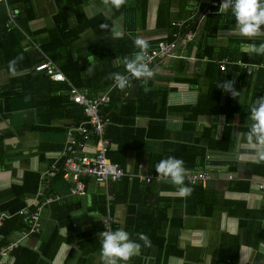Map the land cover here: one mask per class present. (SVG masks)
<instances>
[{"label":"crops","instance_id":"obj_1","mask_svg":"<svg viewBox=\"0 0 264 264\" xmlns=\"http://www.w3.org/2000/svg\"><path fill=\"white\" fill-rule=\"evenodd\" d=\"M79 1H0V26L5 22L10 28L18 27L19 15L23 20L31 18L26 31L19 28L26 55L15 74L7 65L23 55L17 50L21 47L14 43L15 35L0 33V226L4 218L20 216V209L38 201L43 173L53 163L61 164L68 131L86 119L81 106L71 99L70 85L86 90L89 97L107 91L111 97L118 89L102 84L111 73L126 74L120 61L139 49L129 55L119 53L115 38L127 36L133 43L142 38L149 48L159 40H173L176 32L190 33L191 39L178 43L173 55L150 65L154 75L147 82L149 92L145 93L143 80L132 84L135 79L131 78V85L121 91L109 111L105 110L110 100L99 108V114L107 118L106 156L123 168L124 175L100 183L82 176L84 203L82 194L72 190V182L47 177L50 187L45 194L54 199L39 210V232L24 239L16 253L1 256L0 264H46L44 260L101 264L99 233L109 229H123L141 244L140 233L150 237L152 247L142 246L127 264H264V162H257L244 138L250 105L264 96V55H249L247 45L264 42V32L253 38L241 36L231 13H218L222 0L217 5L212 0H127L120 9L105 7L101 0ZM160 5L166 17L158 13ZM62 8L70 12L65 31L62 39L53 40L51 53L45 54L41 43L46 35L33 32L52 26L54 14ZM10 11L16 13L15 23L8 22ZM98 16L95 27L88 26L87 21ZM41 60L52 61L69 82L54 81L36 71L34 66ZM222 60L224 70L219 66ZM78 66L85 71L77 72ZM79 76L95 79L94 92L73 84ZM225 81H234L238 96L217 86ZM72 133L78 137L75 130ZM93 145L89 141L76 151L93 156ZM199 145L211 148L195 157ZM169 156L184 161V186L193 188L186 199L155 172L156 164ZM197 171H207L210 178L190 181L188 173ZM25 172H31L26 179ZM17 207L18 211L10 212ZM82 207L86 216L72 221L71 213ZM64 211L71 229L69 224L59 228L58 247L46 258L39 247ZM22 225L11 229L7 237H20V231L28 227ZM6 231V225L0 227V234Z\"/></svg>","mask_w":264,"mask_h":264},{"label":"clouds","instance_id":"obj_2","mask_svg":"<svg viewBox=\"0 0 264 264\" xmlns=\"http://www.w3.org/2000/svg\"><path fill=\"white\" fill-rule=\"evenodd\" d=\"M105 7L120 9L127 3V0H101ZM235 20V30L241 36L253 38L260 35L264 30V0H222L219 5L218 13L227 14ZM120 35L119 32L116 33ZM134 46L139 49L133 56H125L120 63L123 64L125 73H111L109 79L114 81L113 87L123 91L130 84V78L143 80L145 93L151 89L147 87V82L154 73L145 62V56L149 48L147 40L137 38L134 40ZM249 55H264V42L259 44L247 45ZM23 55L11 59L8 62V71L15 74L17 64L23 60ZM234 81H225L217 86L224 91L229 92L231 96L236 97L239 92L233 87ZM249 127L244 133V138L251 149L254 150V157L257 162H264V96L256 98L249 109ZM155 172L162 178H165L171 185L177 188V194L180 198L189 197L193 188L184 186L187 169L184 161L173 156L161 159L155 166ZM100 243V261L101 264H127L132 257L139 255L142 246L152 247L150 237L145 233H140L139 243L132 240L129 233L123 229L104 230L99 233Z\"/></svg>","mask_w":264,"mask_h":264},{"label":"built area","instance_id":"obj_3","mask_svg":"<svg viewBox=\"0 0 264 264\" xmlns=\"http://www.w3.org/2000/svg\"><path fill=\"white\" fill-rule=\"evenodd\" d=\"M210 3L212 5L218 4L217 0H212ZM15 17L16 13L10 11L8 13V22L15 23ZM181 23L182 22H173L175 25H180ZM173 35V40H159L154 47L148 48L145 62L149 67L157 58L173 55L174 49L177 47L178 43L191 39L190 33L184 35L181 33H174ZM219 66L221 70H224L226 67L225 61L222 60ZM34 69L44 72L52 80L68 81L65 75L58 70L50 60H41L34 66ZM113 84L114 81L112 82V86ZM130 85L131 84H129V86ZM70 86L69 93L71 99L73 102L83 106L81 107L86 119L68 131L67 143L61 151V164L53 163L51 168L43 173L42 190L38 191V201L33 203L32 207H24L18 211V214L23 218L24 223L28 224V227L20 231V237L8 239L5 244L0 245V257L11 252L18 246L23 245L24 239L39 232V210L42 205L54 199L51 194H45V191L50 187V181L47 177L54 178L56 176H61L63 180L73 183L72 190L75 193L83 194L85 185L81 181L82 176H88L95 182L100 183L110 179H118L124 175L123 168L110 161L106 156L107 141L103 137V129L107 122V118L99 114V108L109 102V91L89 97L86 90H78L75 86ZM72 130L78 133V137L73 135ZM93 137H95V139H93ZM89 141H94L92 147L94 151L93 156L80 154L76 151L78 148L86 146ZM187 177L190 181L199 180L205 182L210 178V175L207 171H197L188 173ZM2 219L3 217L0 216V224ZM3 238L4 236L0 234V240Z\"/></svg>","mask_w":264,"mask_h":264},{"label":"trees","instance_id":"obj_4","mask_svg":"<svg viewBox=\"0 0 264 264\" xmlns=\"http://www.w3.org/2000/svg\"><path fill=\"white\" fill-rule=\"evenodd\" d=\"M79 2H82V0H80ZM161 16V18L163 16H165L162 12V9H161V5H160V9H159V12H158ZM167 14V12H166ZM70 15V12L67 11V8H62V9H59L53 16V24L52 26L50 27H43V28H40V29H37L33 32L34 35H42V34H45V40L44 42L41 43V48L43 50V52L45 54H49L51 53L50 52V48L52 47L53 45V40H55V38H61L62 39V32L65 31V27H66V24H67V18L68 16ZM166 17V16H165ZM161 18L159 19L158 23L160 22ZM214 19V18H213ZM5 20H6V17H5ZM31 20V18H28V19H22L21 15L17 16L16 17V22L18 23V27H13V28H10L6 25L5 22H2V26H0V33H6L7 35H11L12 37H14L15 35V44L18 47H21V48H18V52L26 55V51H24V49L22 48L21 46V41L23 39V36L22 35V32L19 30L22 29L24 31L27 30V24L28 22ZM100 20V16L96 17V19L94 20H91L90 22H88V26H91L92 28L95 27V24L97 23V21ZM210 21L212 22V20L210 19ZM106 26L107 28H110L111 27V22H109L108 20H106ZM20 26V27H19ZM212 26V25H211ZM216 26V24L214 25ZM114 41H119V45L117 46L118 48V52H122L124 55H129L130 53H133L135 52L138 48H136L134 46V43L130 41V39L126 37H119V38H115ZM55 51V49L53 48V52ZM262 57V55H259L258 58ZM257 58V60H258ZM246 59H249V58H246ZM262 59V58H261ZM261 59H259L258 61H261ZM6 61V59H4L2 62ZM23 63V62H22ZM31 65L30 63V60L29 62H27ZM3 65V64H2ZM22 66L25 68V65L22 64ZM21 66V68H22ZM84 72L85 71V67H82V66H78L77 68V72ZM31 73V72H30ZM72 77V76H71ZM70 79H73V78H70ZM42 80H44L42 78ZM95 79H88V78H85L82 76L78 77L76 79V81L74 80L72 83L73 84H76L78 86H85V87H88L92 92H94V81ZM136 79L133 81L132 84L136 83ZM112 82L113 80L112 79H106V81L102 84L103 86H107V87H110L112 85ZM130 82H131V78H130ZM131 84V83H130ZM98 88V87H97ZM115 88V87H114ZM97 90V89H96ZM124 92L121 93V90L120 89H117L115 91H113L111 93V97H110V103H109V106L106 108L105 111H109L110 108L114 105V103H116V100L119 99V97L121 96V94H123ZM128 99V97L126 98ZM44 104H47L46 103V100L43 102V104L41 105V107L44 105ZM111 114H109L110 116ZM81 118L83 119L84 116H81ZM112 122H113V117L111 118ZM109 127V125H107V128ZM106 128V129H107ZM0 144H2V136H0ZM211 148L210 146L208 147H202V146H196L195 149H194V152H193V156H197V157H200L202 155H204L206 152H207V149ZM31 172H25V179H26V175L29 174ZM15 185L12 186L11 188L14 189ZM23 195V194H22ZM21 196V195H20ZM22 197H20L21 199ZM22 202L20 201L18 206H22ZM20 207H17L15 209V211L13 212L12 210H10L11 213H15L16 211H18ZM59 216V215H58ZM56 216V218L58 217ZM61 218L63 220H61ZM19 219V220H18ZM18 220V221H17ZM58 220V224L57 226H55V228H53L52 232L49 234L48 238H46V240L42 243V245L39 247V252L45 256L46 258H50V256H52V254L54 253V251L56 250V248L58 247V244H59V241L57 243L56 242V239L55 237H60V235L58 234L59 233V228L61 226H63L64 224L67 225L69 224L67 227L68 229H71V223L69 222V218H68V212L67 211H64L63 212V216L61 217H58L57 218ZM24 225L25 223L22 222V219H21V216H18L17 214H13L12 217H9L7 219L4 218V221L2 222V226L3 225H6V233L3 232V236L4 238L0 240V245H3L7 242V240L9 239L7 236L8 234L10 233L11 229H20V225ZM22 225V226H23ZM2 226H0L2 228ZM19 226V227H18ZM21 226V227H22ZM18 227V228H17ZM83 244V241L80 243V245ZM22 245L18 246L17 248L13 249L11 251V253H16V251L21 247ZM38 252V253H39ZM50 252V253H49ZM39 253V254H40ZM48 254V255H46ZM46 264H48V262L46 260H44ZM15 264H21L20 262H15ZM36 264H40L39 262H36Z\"/></svg>","mask_w":264,"mask_h":264},{"label":"water","instance_id":"obj_5","mask_svg":"<svg viewBox=\"0 0 264 264\" xmlns=\"http://www.w3.org/2000/svg\"><path fill=\"white\" fill-rule=\"evenodd\" d=\"M81 198H82V201L84 203L85 195L82 194ZM85 216H86V211H85L84 207H82L80 210H77V211H74L71 213V220L76 222V221L83 219Z\"/></svg>","mask_w":264,"mask_h":264},{"label":"rangeland","instance_id":"obj_6","mask_svg":"<svg viewBox=\"0 0 264 264\" xmlns=\"http://www.w3.org/2000/svg\"><path fill=\"white\" fill-rule=\"evenodd\" d=\"M176 33H177V32H176ZM54 81H55V80H54ZM74 103H75V102H74ZM76 104H77V103H76ZM78 105H79V104H78ZM81 106H82V105H81ZM82 107H83V106H82ZM82 107H81V108H82ZM82 110H83V109H82ZM83 113H84V112H83Z\"/></svg>","mask_w":264,"mask_h":264}]
</instances>
